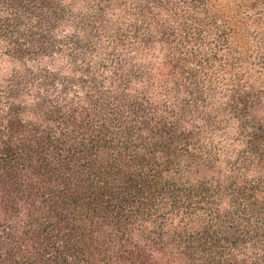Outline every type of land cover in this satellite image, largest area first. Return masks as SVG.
I'll return each instance as SVG.
<instances>
[{
    "label": "trees",
    "instance_id": "1",
    "mask_svg": "<svg viewBox=\"0 0 264 264\" xmlns=\"http://www.w3.org/2000/svg\"><path fill=\"white\" fill-rule=\"evenodd\" d=\"M0 264H264V0H0Z\"/></svg>",
    "mask_w": 264,
    "mask_h": 264
},
{
    "label": "clouds",
    "instance_id": "2",
    "mask_svg": "<svg viewBox=\"0 0 264 264\" xmlns=\"http://www.w3.org/2000/svg\"><path fill=\"white\" fill-rule=\"evenodd\" d=\"M249 15H251V13H248Z\"/></svg>",
    "mask_w": 264,
    "mask_h": 264
}]
</instances>
